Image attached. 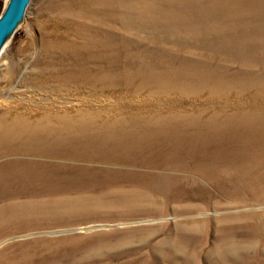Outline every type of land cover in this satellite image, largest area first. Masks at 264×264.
Masks as SVG:
<instances>
[{"label": "bare ground", "instance_id": "obj_1", "mask_svg": "<svg viewBox=\"0 0 264 264\" xmlns=\"http://www.w3.org/2000/svg\"><path fill=\"white\" fill-rule=\"evenodd\" d=\"M192 1L180 0L179 3L186 5ZM254 1L264 5V0H224L227 6L220 9V0H205V4H217L215 14L222 17L216 21L217 24L208 20L209 7L205 6L198 26L203 27L202 31L197 29L195 18L186 14L191 11L187 6L179 5L177 10V3L169 2L166 17L160 20L152 8L146 10V5L151 2L144 1L141 8L145 7L144 11H149V16L136 17V34L176 32L172 35L175 45L168 50L171 52L170 65L157 64L163 66L161 69L170 66L171 71L165 74L162 84L154 86L165 88L164 96L160 97L144 93V88L153 86L146 84L144 79L145 75H151L160 81L163 72L152 64L145 65L143 61L129 65L128 73L131 75L135 71L141 79H138V84L137 81L128 83L135 92L128 100L121 99V105L114 108L119 114L111 120L103 118L101 112L105 110L97 109L96 105L38 118L21 111L12 117L1 112L0 224H8V228L22 227V213L33 215L36 223L39 220L44 224L40 219L42 214L55 217L49 220L57 222V214L65 212V209H73L74 214H163L167 204H177L173 211L209 216L219 210L214 208L218 204L221 208H228V212L232 211L230 206L235 200L264 206V107L257 111L253 107L239 109L227 105L231 94L235 96L236 89H241L227 74L225 81L224 70L228 64L237 74L238 81H255L264 75L263 70L250 71L252 67L264 65V29L252 25L247 19L248 14L255 10L248 4ZM99 5L92 6L91 15L103 13ZM64 9L68 16H73V0ZM77 12L83 20L85 16L89 17L88 7L83 9L80 6ZM243 22L253 31L242 33L244 30L240 25ZM91 24L99 25L95 21ZM249 36L252 41H249ZM93 38L99 41V37L92 36L91 40ZM116 43L108 42L99 48L87 45L83 62L90 64L96 61L98 51L107 52L106 57L116 61L120 55L123 56V47H131L122 41L120 49ZM149 46L153 47L152 51L162 52L155 46ZM143 49L144 46H140L138 50ZM189 51L200 53V57ZM67 64L72 65V60ZM201 68L208 70V79L204 78L198 85L189 75L197 76ZM107 78L108 75L102 73L95 80H86L80 73L75 75L69 70L63 81H87L86 85L96 92L88 91L87 94L93 96L111 84L107 83ZM179 78L182 79L177 81ZM113 83L118 87L121 80ZM263 90H259V99L263 98L264 106ZM117 91L120 98L127 94ZM137 92H140L139 100L135 99ZM182 94L192 98L185 99ZM208 94L212 95V105H205L209 101L198 98ZM196 104L197 107L194 106ZM135 114L136 123H133ZM199 114L210 116L201 120L195 117ZM151 115L162 117L159 122L162 126H158V121ZM245 178L248 179L247 185ZM215 190L226 200L220 198L222 202H213L219 196ZM181 198H186L191 204L179 205ZM254 208L257 209L251 207ZM16 213L20 214L14 219ZM209 218L202 219L203 223L199 222L197 226L213 221ZM6 240H2L0 245ZM58 245L54 244L55 248ZM21 246L13 245L0 252V264H35L37 260L34 258L40 252L30 249L32 246ZM10 251L12 254L9 256L14 258L18 254V263H11L13 258L6 257ZM171 262L186 264L175 259ZM145 263L141 260L123 264Z\"/></svg>", "mask_w": 264, "mask_h": 264}, {"label": "rangeland", "instance_id": "obj_2", "mask_svg": "<svg viewBox=\"0 0 264 264\" xmlns=\"http://www.w3.org/2000/svg\"><path fill=\"white\" fill-rule=\"evenodd\" d=\"M6 1L0 0V14ZM70 1H31L23 22L0 56V113H7L12 117L21 111L38 118L76 111L87 105L91 107L96 105L97 109L105 110L101 112L102 115L101 113L97 115L111 120L119 114L114 108L121 105V99L128 100L135 92L128 83L137 81L138 84V79H141L135 71L131 75L128 73V66L135 64V61H143L145 65L152 64L163 72L160 81L155 80L151 75H145L144 82L153 86L144 88V93L164 96L162 92L165 88L154 86L162 84L163 77L171 71V68L168 66L161 69L163 66L159 67L157 64L170 65L168 60L171 52L169 53L168 50L170 48L172 50L175 45L172 35L176 32L172 33L169 30L159 35L154 31L136 34V17L144 14L149 16L147 13L149 11H144L145 7L141 8L146 0H73V16L70 14L68 16L64 7ZM148 1L151 3L146 5L148 7L146 10L152 8L155 16L160 20L166 17L169 2L177 3V10L179 5L187 6L191 11L186 14L195 18L193 20L198 22L199 31L203 29L202 26L200 28L198 26L201 23V16H204L202 12L205 6L209 7L208 20H214L212 22L216 23L222 17L215 14L217 4H205V0H193L186 5L179 3L180 0ZM95 5L102 7V14L91 15L92 6ZM108 5L111 7L109 8ZM248 5L255 7V10L248 14L247 19L252 25L264 29V5L255 1ZM80 6H83V9L89 8L87 13L89 17L85 16V20L78 15L77 10ZM226 6L227 3L220 0V9ZM93 21L99 25L92 26ZM166 24L171 25L169 22ZM240 27L244 30L241 31L242 33L249 34L253 31L251 26L244 22ZM92 36L99 37V41L95 38L91 40ZM200 38H203L202 34ZM248 39L252 41L250 36ZM113 41L118 42L116 44L120 49L123 47L122 41L131 47H123V56L120 55L116 61H112L110 56L106 57L107 52L98 51L96 61L90 64L83 62L87 45L99 48ZM149 45L161 49L162 52L152 51L153 47ZM140 46H144L142 51L138 50ZM189 53L200 57V53L195 51ZM156 58L160 61L157 62ZM70 59L72 65L67 64ZM132 68L133 66L130 67L131 70ZM235 68L244 71L240 66ZM69 70L75 75L80 73L86 80H95L97 76L105 73L108 75L107 83L111 84L99 94L88 95V91L96 92L86 85L87 81L85 83H80L83 80H73V83L63 81ZM224 70L225 81L227 74L241 89L240 91L236 89L235 96L231 94V100L227 105L230 107L234 105L239 109L253 107L260 111V108L264 107L261 101L263 98L259 99L261 95L259 90L264 88V75L255 81H238L237 74L228 64H225ZM259 70L264 72V65L250 69L254 73ZM198 73L200 74L197 76H189L193 82L201 85L204 78L208 79L206 77L208 70L201 68ZM116 80H121L118 87L112 85ZM117 90L126 92L124 96L127 98L117 96ZM182 95L185 99L192 98L188 94ZM198 98L201 101L207 99L209 102L207 101L205 105L213 101L211 94L201 95ZM135 99H140V92H137ZM200 100H198L199 104ZM136 116L135 114L133 123H136ZM209 116V114H199L195 117L204 120ZM151 117L158 121V126H162L159 123L162 117L158 115ZM168 118L171 120V117ZM247 181L248 179L245 178L246 185ZM215 192L219 196L213 199V202H222L220 198L226 200L218 191ZM180 201L178 204L182 206L191 204L186 198H181ZM175 205L177 204L173 206L167 204L163 214L143 212L118 215L86 212L74 214L73 209H65V212L57 214V222L49 220L55 217L42 214L40 219L44 224H40L39 220L36 223L33 215L22 213V227L8 228V224H0V228L4 226L3 231L0 232V243L8 239L0 245V252L13 245L21 244L26 248L32 246L30 249L40 252L37 258H34L37 260L35 264H123L137 263L141 260L144 263L146 260L145 264H171L172 259L186 264H264V206H258L255 202L251 204L247 201L235 200L230 206L232 211L228 212V208H221L222 206L218 204L214 208L219 209V212L207 216L205 213L173 211ZM225 210L228 213H224ZM17 214L20 213L14 214V219ZM207 217L213 221L197 226ZM54 244L59 245L55 248ZM10 254L12 251L5 255L8 259L13 258L11 263L19 261L18 254L15 258L9 256Z\"/></svg>", "mask_w": 264, "mask_h": 264}, {"label": "water", "instance_id": "obj_3", "mask_svg": "<svg viewBox=\"0 0 264 264\" xmlns=\"http://www.w3.org/2000/svg\"><path fill=\"white\" fill-rule=\"evenodd\" d=\"M32 0H7L0 14V56L23 22Z\"/></svg>", "mask_w": 264, "mask_h": 264}]
</instances>
